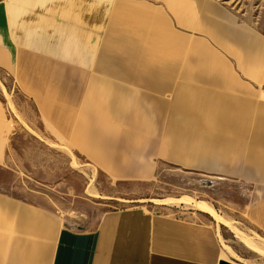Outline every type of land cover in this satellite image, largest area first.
I'll list each match as a JSON object with an SVG mask.
<instances>
[{
	"label": "crops",
	"instance_id": "0c3cea01",
	"mask_svg": "<svg viewBox=\"0 0 264 264\" xmlns=\"http://www.w3.org/2000/svg\"><path fill=\"white\" fill-rule=\"evenodd\" d=\"M128 2L0 0V70L34 102L51 134L96 169L117 181H151L161 164L182 166L195 156L167 140L168 126L184 124L167 117V94L182 87L151 65L161 59L149 47H135ZM9 129L0 103V159L8 156ZM255 142L264 148V134ZM200 171L238 173L253 184L248 216L264 232V163L210 162ZM222 254L217 230L193 213L109 211L95 228L80 230L0 190V264H221Z\"/></svg>",
	"mask_w": 264,
	"mask_h": 264
},
{
	"label": "rangeland",
	"instance_id": "374dc122",
	"mask_svg": "<svg viewBox=\"0 0 264 264\" xmlns=\"http://www.w3.org/2000/svg\"><path fill=\"white\" fill-rule=\"evenodd\" d=\"M128 1L134 6L128 29L135 47L140 42L149 47L152 57L161 59L151 65L165 68L168 81L176 75L173 80L182 87L177 95L167 94L173 104L167 117L184 119L181 127L168 126L167 140H177L184 155L195 157L182 166L161 164L151 181L114 180L52 135L34 102L0 70V103L10 128L8 156L0 159V190L48 208L80 230L95 228L109 211L193 213L217 230L227 262L264 264V257L209 215L183 204H154L186 196L205 201L246 235L260 238L264 248V232L248 216L257 188L238 173L200 171L210 169V162L231 168L264 163V148L255 142L264 134V0ZM213 7L222 11L221 19L213 17ZM228 30L240 39H231Z\"/></svg>",
	"mask_w": 264,
	"mask_h": 264
},
{
	"label": "bare ground",
	"instance_id": "6f19581e",
	"mask_svg": "<svg viewBox=\"0 0 264 264\" xmlns=\"http://www.w3.org/2000/svg\"><path fill=\"white\" fill-rule=\"evenodd\" d=\"M3 89H4V92H6L5 88H3ZM75 164H76V162H75ZM89 191H90V189H89ZM89 193L94 198L100 197V195L96 194L95 192L92 193L90 191ZM154 204L166 205V206L167 205L183 204V205H186V206L192 208L193 210L205 213V214L209 215L211 218H213L219 225H223V226L227 227L235 235V237H237L241 241V243L248 250L256 253L259 256L264 257V248L260 247L261 246V245H259L260 242H258V240L260 238L246 235L244 232L239 230L230 220H227L223 216H221L217 212V210L214 208V206H212L211 204H209L205 201L199 202V201L192 199L191 197L186 196V197H183L182 199L168 198L165 200H154ZM227 250H228V253H230L233 258H235L238 261H242V259L230 247H228ZM242 263L245 264L244 262H242Z\"/></svg>",
	"mask_w": 264,
	"mask_h": 264
},
{
	"label": "water",
	"instance_id": "95a60500",
	"mask_svg": "<svg viewBox=\"0 0 264 264\" xmlns=\"http://www.w3.org/2000/svg\"><path fill=\"white\" fill-rule=\"evenodd\" d=\"M221 264H231V263H229L227 261H223V262H221Z\"/></svg>",
	"mask_w": 264,
	"mask_h": 264
}]
</instances>
